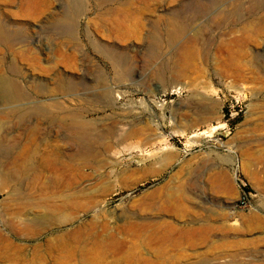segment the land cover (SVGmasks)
Masks as SVG:
<instances>
[{
  "label": "rangeland",
  "instance_id": "374dc122",
  "mask_svg": "<svg viewBox=\"0 0 264 264\" xmlns=\"http://www.w3.org/2000/svg\"><path fill=\"white\" fill-rule=\"evenodd\" d=\"M263 8L0 0V264H264Z\"/></svg>",
  "mask_w": 264,
  "mask_h": 264
},
{
  "label": "bare ground",
  "instance_id": "6f19581e",
  "mask_svg": "<svg viewBox=\"0 0 264 264\" xmlns=\"http://www.w3.org/2000/svg\"><path fill=\"white\" fill-rule=\"evenodd\" d=\"M253 19H254V22L257 23V24H264V8H263V13H261L260 15L256 16ZM250 24L253 25L254 23H250ZM173 88H177V87H173Z\"/></svg>",
  "mask_w": 264,
  "mask_h": 264
},
{
  "label": "water",
  "instance_id": "95a60500",
  "mask_svg": "<svg viewBox=\"0 0 264 264\" xmlns=\"http://www.w3.org/2000/svg\"><path fill=\"white\" fill-rule=\"evenodd\" d=\"M212 135H213V136H215V135L224 136V135H225V132H224V131H213V132H212Z\"/></svg>",
  "mask_w": 264,
  "mask_h": 264
}]
</instances>
